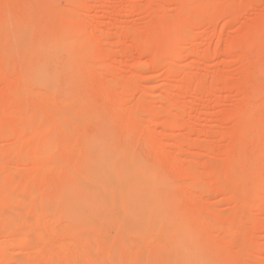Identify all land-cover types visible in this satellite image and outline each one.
<instances>
[{"label":"rangeland","instance_id":"rangeland-1","mask_svg":"<svg viewBox=\"0 0 264 264\" xmlns=\"http://www.w3.org/2000/svg\"><path fill=\"white\" fill-rule=\"evenodd\" d=\"M30 89L45 97L21 128L43 127L44 171L40 146L19 147L26 165L7 153L2 115L0 264H264V0H0V110ZM98 152L120 177L108 196L90 187ZM146 192L160 207L133 206Z\"/></svg>","mask_w":264,"mask_h":264},{"label":"bare ground","instance_id":"bare-ground-1","mask_svg":"<svg viewBox=\"0 0 264 264\" xmlns=\"http://www.w3.org/2000/svg\"><path fill=\"white\" fill-rule=\"evenodd\" d=\"M138 47H139V49H140V53H144L145 51H147V48H149L148 46H147V44H145L144 45V43H138ZM59 51V50H58ZM55 55V54H54ZM60 57V56H59ZM52 58V57H51ZM47 59V58H46ZM45 61V60H44ZM56 61V60H55ZM48 62V61H47ZM51 62V61H50ZM49 64V63H48ZM51 64V63H50ZM168 64H169V62H168ZM49 68V67H48ZM44 70V69H43ZM45 71V70H44ZM49 71V70H48ZM50 72V71H49ZM46 75V74H45ZM36 77V76H35ZM42 79L44 80V78L42 77ZM13 87V86H17V83H16V81H12V83H11V85L8 87V88H10V87ZM13 90V89H12ZM24 90V89H23ZM40 91H45V90H40ZM39 91V92H40ZM25 96L26 97H31V105H30V101H29V103H27V102H25V101H23L22 102V104H21V106H20V108L16 111V110H14L13 111V109L11 110V108H10V110L9 109H7V107L5 108V109H7L6 111H5V109H4V106L1 108V109H3L4 111V113L5 114H3V112L0 110V121H1V123H4L5 121L2 119V115H3V117H6V116H10L11 114L12 115H14L13 117V121L11 120V125H12V127H14V128H16V130H17V136H16V140H15V143H14V146L13 147H11L9 150H7V153L9 154L10 153V155L11 154H13L14 155V157L15 158H19V159H22L21 161H23L24 160V165H26L25 164V162L27 161V157H25V155H24V153H21L22 151H23V149L25 150V149H31V148H34L35 149V151L37 150V148L40 146V148H39V151H38V155L37 156H35V157H32V158H30L29 160H31V161H29L32 165V167L34 168V171H36V173L34 174V173H30L31 175L30 176H32L33 174L35 175V176H37V178H38V176H40V175H43V140H44V138H43V127H41L39 130H38V132L37 131H32V132H30V131H25V130H23L22 128H21V122H23V120H24V118H25V116L28 114V115H30V117H31V119H33L35 116H36V110H38V106H39V100L37 99L38 97H41V96H36V94L30 89V90H26L25 92ZM43 94H45V92L43 93ZM47 95V94H46ZM49 95V94H48ZM34 96H36V97H34ZM42 97H45V96H42ZM26 100H28V99H26ZM52 104V103H51ZM6 105V104H5ZM46 109H48L49 111H51V110H55L56 109V106H55V109H53V107L52 106H47L46 107ZM38 112V111H37ZM56 112V111H55ZM54 112V113H55ZM57 116H59V115H57ZM56 115H55V117H57ZM7 118V117H6ZM9 118H12V117H8V119ZM65 117L62 115V116H60V117H57V121H60L61 119H64ZM5 119V118H4ZM2 120L4 121V122H2ZM6 120V119H5ZM9 124H10V122H9ZM1 128L3 127L2 125L0 126ZM5 128V126L2 128V131L0 130V136H1V132H2V134H3V129ZM21 128V129H20ZM46 133V132H45ZM70 136H71V134H69ZM72 137V139L75 141H73L72 143H73V148L72 149H77V147L78 146H76V143H78V142H76V136L74 137V136H71ZM195 141V140H194ZM16 146H18V147H16ZM19 147H20V149L22 150H20L19 149ZM21 147H23V148H21ZM79 148V147H78ZM93 148H94V146H93ZM88 149H90V148H88ZM92 149V148H91ZM98 149H100V148H98ZM33 150V149H32ZM77 151H78V149H77ZM91 152V151H90ZM24 156H23V155ZM95 154H97V153H94V157H95ZM13 155H12V157H13ZM101 156H103L102 155V153L101 152H98V154H97V157L96 158H94L93 159V161L91 160L90 162H89V164L92 166V167H94V168H96L97 169V175H98V178H97V175H96V179H91V180H93L92 181V183H90V182H87V183H90V187L91 188H100V189H102V190H105L104 192H105V195L106 196H108V194L110 195L112 192H117V190L118 191H120V189H121V184L118 182L119 181V179H120V177L117 175V174H114V173H111L110 171H102V170H99L100 168H99V164L101 165V163H100V157ZM101 159H102V157H101ZM133 164V163H132ZM138 165V164H137ZM30 166V167H31ZM129 166H131V165H129ZM24 167V166H23ZM104 167V166H103ZM128 168L129 167H127V172H128ZM21 169H24L26 172H28L26 169H27V167L25 166L24 168H21ZM4 170V171H3ZM8 170V169H7ZM131 170V169H130ZM1 171H3V173H5V175L6 174H8L7 173V171L5 170V168L4 169H2ZM6 171V172H5ZM25 171H22V172H25ZM80 171V170H79ZM140 171V170H139ZM124 172V171H123ZM123 172H121V173H123ZM126 172V171H125ZM148 172V171H147ZM2 173V174H3ZM91 173V172H90ZM134 173V172H133ZM9 174H11V173H9ZM95 173H93V175H94ZM29 175V174H28ZM92 175V176H93ZM11 178H12V176L11 175H9ZM8 176V177H9ZM9 177V178H10ZM34 177V176H33ZM42 177V176H41ZM95 177V176H94ZM133 177H135L133 180H131V182L130 183H128V185H126V187H127V189H129V188H132V189H134V186L135 187H139V186H142L143 185V183H145L146 181H144L146 178H148V176L147 175H144V176H142V175H140V172H136L135 171V175L133 176ZM35 178V177H34ZM90 178V177H89ZM89 178H88V180H89ZM41 179V178H40ZM13 180H14V177H13ZM43 180V179H42ZM41 180V181H42ZM90 180V181H91ZM104 181H107V182H109V183H112V186L111 185H109L108 187H107V189H105V185L107 184V183H104ZM41 183V182H40ZM25 185V184H24ZM22 186L23 188H25V186ZM32 187H33V185H32ZM27 189V188H26ZM99 189V190H100ZM155 189V188H154ZM31 190V191H30ZM135 190V189H134ZM4 191V192H3ZM2 191V194L3 193H5V191L6 190H3ZM9 191V190H8ZM8 191L6 192V194H8ZM29 191H30V195H32V197H34L35 199H36V196L37 197H39L38 198V201L39 200H41L40 199V194H38V192H40L41 193V190L39 191V188L37 187V186H35V187H33L32 189H29ZM136 191V190H135ZM153 191V190H152ZM155 191H156V189H155ZM140 192H143V191H140ZM157 192H159V191H157ZM11 193H13V192H11ZM138 193V192H137ZM153 192H146V193H144V194H142V195H140L139 194V196H140V198L138 197V198H132V200H131V203L133 204V206L135 207V208H137V209H139V208H141L142 206L143 207H147L148 208V206H150V205H153V206H158V207H160V199H159V197L155 194H152ZM6 194H5V196H6ZM40 195V196H38V195ZM131 194V193H130ZM129 194V195H130ZM159 194V193H158ZM1 195V194H0ZM4 195V194H3ZM13 195V194H12ZM10 196V194H9V197H13V196ZM161 198H162V196H160ZM6 198V197H5ZM95 198V197H94ZM106 198V197H105ZM261 198H263V197H261ZM7 199H8V197H7ZM258 199V198H257ZM264 199V198H263ZM10 200V199H9ZM14 199L13 198H11V201H13ZM32 200H33V198H32ZM37 200V199H36ZM34 201V200H33ZM32 201V202H33ZM95 201V200H94ZM93 201V202H94ZM252 201H254V200H252ZM37 203V202H36ZM254 203V202H253ZM259 203H261V202H259ZM259 203H257V204H259ZM130 204V203H129ZM263 204V203H262ZM254 205H255V203H254ZM131 206V205H130ZM78 208V207H77ZM76 208V209H77ZM77 211L80 213V212H84V214L83 215H85L87 212H88V209L87 210H85L84 209V207H79L78 209H77ZM86 212V213H85ZM77 215H79V216H82V214H77ZM39 218H37V220L38 219H40V220H38V222L40 223V224H42L43 225V217H41V216H38ZM173 223H175V222H173ZM170 224V223H169ZM52 225V224H51ZM176 225V224H175ZM11 227H12V229H11ZM10 227V229L11 230H13L14 229V227L13 226H11ZM167 227V226H166ZM171 226L169 225V227L168 228H170ZM244 227V226H243ZM242 227V225L240 224H237V225H235V231L236 232H241V231H244V230H246V229H244V228H246V227H244L243 228ZM167 228V229H168ZM242 228H243V230H242ZM53 229V228H52ZM53 232V231H52ZM176 233H178V229H177V227L176 228H174L173 230H169V231H167V233H165V236H164V242H165V245H166V249H175V251L174 252H177L178 250H181V249H183L182 247H180L179 245H177L176 244V241H175V239H174V237L177 235ZM180 233V232H179ZM53 234H54V232H53ZM178 236H182L181 234L180 235H177L176 236V238L178 237ZM181 238V237H180ZM179 239V238H178ZM183 239V238H182ZM184 240V239H183ZM24 241V245H26V246H30L31 245V247L30 248H32V250H33V253H38L37 255H40V257H42L43 258V247H47L48 246V243H50V239H47V241L46 240H44L43 241V237L42 236H36L35 238H34V240H29V241H27V240H23ZM185 243H187V242H185ZM188 246V245H187ZM189 249H191L190 247H189ZM171 251V250H170ZM173 251V250H172ZM181 252H183V251H181ZM180 252V253H181ZM198 253V252H197ZM165 254V253H164ZM169 255H170V253H169ZM202 255V254H201ZM189 256H190V254H189ZM192 256H193V253H192ZM166 257V256H165ZM170 257V259H171V257L172 256H169ZM205 257V256H204ZM204 257H202L203 259H204ZM3 258V257H2ZM167 258V257H166ZM185 258V257H184ZM175 259V258H174ZM172 260V259H171ZM177 261V260H176ZM192 261V260H191ZM198 260L196 259V262H197ZM185 263V262H184ZM208 263V262H207ZM209 263H213L212 261L211 262H209ZM187 264H197V263H187ZM199 264H203V263H199ZM215 264V263H214Z\"/></svg>","mask_w":264,"mask_h":264}]
</instances>
